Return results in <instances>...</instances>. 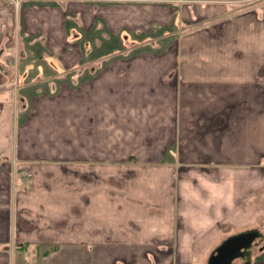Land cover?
Returning <instances> with one entry per match:
<instances>
[{
	"label": "crops",
	"instance_id": "1",
	"mask_svg": "<svg viewBox=\"0 0 264 264\" xmlns=\"http://www.w3.org/2000/svg\"><path fill=\"white\" fill-rule=\"evenodd\" d=\"M172 3L36 0L15 14L11 3L0 0V264H16V248L46 245L51 224L60 227L80 218L78 200L58 194L62 191L54 189L55 180L42 177L48 154L56 152L28 146L27 137L84 134L87 128L90 134V126H99L93 105L103 107L109 119L121 116L120 134H146L144 129L147 134H175L177 166L184 171L180 179L144 185L143 192L136 190L138 180L130 207L127 197L105 196L109 203L99 215L88 198V234L103 237L69 242L62 232L58 249L40 264H208L226 239L248 230H257L259 237L235 264H264V5L223 15L212 36H199L192 41L198 44L183 51V67H154L150 75L146 69L131 72L136 90L173 92L169 99L151 101L150 126V121L144 126L139 121L138 108L147 104L140 98H123L120 113H110L114 105L100 92H111L113 85L88 83L83 91L89 93L81 96L74 76L78 67L91 56L119 53L122 42L171 36L170 26L177 23ZM69 73L73 78L67 83L64 75ZM149 80L155 83L148 86ZM123 85L114 91L128 88ZM138 150L133 146L122 161L141 164V153L134 155ZM100 151L103 160L113 154ZM49 187L55 192L50 194ZM57 201L71 202L75 212L55 216L51 204ZM144 217L140 226L137 221ZM130 218L137 222L134 227L128 225ZM74 227L79 232L80 223ZM26 256L22 264H30Z\"/></svg>",
	"mask_w": 264,
	"mask_h": 264
},
{
	"label": "rangeland",
	"instance_id": "2",
	"mask_svg": "<svg viewBox=\"0 0 264 264\" xmlns=\"http://www.w3.org/2000/svg\"><path fill=\"white\" fill-rule=\"evenodd\" d=\"M6 1L12 4L15 9V14H19V9L25 2L36 0ZM84 1L88 2V0ZM154 1L162 2L167 0ZM172 4L176 9L177 23L175 26L176 28L170 26L172 30L171 36L163 37V39L161 38L157 41H147L143 43L128 40L122 42L123 49L119 53L115 54L112 52V55L98 54L95 58L91 56L90 59H87L84 64L78 67L79 76H74L78 77L80 87L78 84L77 86L80 88L81 96L84 93H89L88 91H83V88L87 86L88 83H105L113 85L109 88L112 89L111 92H100L107 93V97L111 99L109 102L114 105L113 108H110V113L116 110L119 112L123 109L120 106L123 98L128 102L140 98L145 102L147 101V104L146 106H140L138 108L139 121H142V126L150 121V126L152 120L151 117L149 118L150 110L152 109L151 101L169 99L173 92L170 90L168 95L166 91L168 88L162 90H149L146 87L144 91L136 90V87H132L136 79L129 80L130 76H133V78L135 77V73L132 74L131 72H136V70L139 69H146L145 71L150 75L149 72L154 67L166 66L173 68L174 66L176 67V65L178 67H183L185 59L183 51L189 49L190 47L188 46L191 43L198 44L192 41L199 39V36H212V30L214 29L213 31H216V29L221 26V22H224L223 15L231 16L232 13L244 11L251 7H262L264 5V0H173ZM224 5L226 9L222 10L219 6ZM110 45L114 44H107L106 48ZM95 46L98 48L97 45ZM88 47L85 51L87 56L91 53ZM98 50L99 49H95L97 52ZM109 70H111V73ZM118 71H120V73H117ZM71 78H73V75L70 73L64 75V81L67 83L70 82L69 80ZM154 83V80H149L148 86ZM74 84L76 85V82H74ZM118 84H120V86L123 84L128 85V88L124 91L120 89L114 91L116 87H119L117 86ZM85 88L87 89V87ZM91 93L98 97L97 92L90 91V94ZM174 93L176 94L177 92ZM92 103L94 102H91V104ZM130 106L127 108H131ZM91 109H94L96 124H99V126H96V129L90 126L89 128L92 131L90 134H87L88 128L84 131L86 127L80 122L79 130L81 132L84 131V134H52V136H54L53 138L49 136V134H47V138H39L38 134H32L31 137H27V143L30 144L28 146H31L32 143L33 147H48L56 152L57 155L48 154L49 158L46 163L49 166L48 169L42 173V177L48 180H55L56 186L54 189L61 190L62 193L58 192V194L64 197L67 196L69 201H72V198L77 199L81 212H79V219H72L73 221L67 219L66 224L60 225V227L51 224L48 228V242L43 247L32 245L30 251L16 248L14 251L15 255H12L16 264L23 263L22 259L24 254H27V259H31L29 260L30 264H40L42 257L56 251V249H54L55 246H57V248L59 247V244L55 243L61 240L62 232H64V241L67 240L69 242L74 239L76 242L84 241L88 243L89 240L101 239L103 235H98L96 233L94 235L88 234L87 230L90 229L87 225L89 221L87 215L89 205L95 207L96 212L101 215L103 205L105 206V204L107 205L109 203H104L106 201L105 196H111V198L115 200L117 195H121L123 198L127 197L130 207L137 193L133 192V190H135L134 185H136L138 180L145 182V184L141 183L142 181L139 182L140 188L136 187V190L140 189L141 192H143L147 189L143 186L149 185L155 180L180 179L183 174V166H177L179 161L177 160L178 148L176 146L177 139L175 134H147L145 129L143 131L146 134H120V130H123V128L120 123L122 119L118 113L115 115L111 114V119H109L103 107L101 108L99 105H93ZM86 111H88V107ZM99 111H102L100 113L101 115H97ZM84 115L86 114L80 115V118ZM134 123L135 122L131 123V128L134 126ZM129 131L132 132L133 130L129 129ZM39 141H41V143ZM126 142L127 144H124ZM133 146L139 149V152L135 151L134 155L141 153L139 154V158L142 159L140 161L142 162L141 164L122 161V158H126L130 153L134 152ZM102 148H106V152L111 150V153H113L111 154V158H108L109 160H103V153L100 151ZM55 156H57V158ZM94 157L95 160H93ZM106 157H108V155H106ZM26 177L28 178V175ZM48 189L50 194L54 191L51 187ZM72 195L76 196L72 197ZM88 198L92 204L88 205ZM146 201H150V198H147ZM51 205L54 207L55 216L72 215L73 208L70 206L72 205L71 202L61 203L57 201ZM67 205L70 207L68 208ZM112 205H114V203ZM119 205L122 204L119 203ZM153 210L154 209L145 211L146 214H149ZM127 211L129 212L130 209ZM145 211H143V214L141 213V216L145 215ZM141 219L146 220V217L140 218V221H137L140 226L142 223ZM49 220L51 221L50 218ZM128 221L130 227H134L137 223L135 219L131 218ZM77 222L80 223L79 232L75 227L73 228V225ZM38 247H40V249L36 251ZM237 262L240 261H235V263Z\"/></svg>",
	"mask_w": 264,
	"mask_h": 264
},
{
	"label": "water",
	"instance_id": "3",
	"mask_svg": "<svg viewBox=\"0 0 264 264\" xmlns=\"http://www.w3.org/2000/svg\"><path fill=\"white\" fill-rule=\"evenodd\" d=\"M257 230H248L226 239L210 256L208 264H233L236 258H244L256 244Z\"/></svg>",
	"mask_w": 264,
	"mask_h": 264
},
{
	"label": "flooded vegetation",
	"instance_id": "4",
	"mask_svg": "<svg viewBox=\"0 0 264 264\" xmlns=\"http://www.w3.org/2000/svg\"><path fill=\"white\" fill-rule=\"evenodd\" d=\"M237 260H242V258H236L234 261H233V264H235V261Z\"/></svg>",
	"mask_w": 264,
	"mask_h": 264
},
{
	"label": "trees",
	"instance_id": "5",
	"mask_svg": "<svg viewBox=\"0 0 264 264\" xmlns=\"http://www.w3.org/2000/svg\"><path fill=\"white\" fill-rule=\"evenodd\" d=\"M54 249H58L57 246H55Z\"/></svg>",
	"mask_w": 264,
	"mask_h": 264
},
{
	"label": "built area",
	"instance_id": "6",
	"mask_svg": "<svg viewBox=\"0 0 264 264\" xmlns=\"http://www.w3.org/2000/svg\"><path fill=\"white\" fill-rule=\"evenodd\" d=\"M18 4V3H17Z\"/></svg>",
	"mask_w": 264,
	"mask_h": 264
}]
</instances>
